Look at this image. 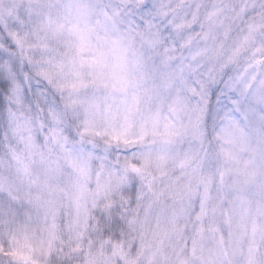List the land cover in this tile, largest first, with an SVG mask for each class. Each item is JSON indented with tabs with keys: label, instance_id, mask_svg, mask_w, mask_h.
<instances>
[{
	"label": "snow or ice",
	"instance_id": "1",
	"mask_svg": "<svg viewBox=\"0 0 264 264\" xmlns=\"http://www.w3.org/2000/svg\"><path fill=\"white\" fill-rule=\"evenodd\" d=\"M130 8L0 0V264H264V3Z\"/></svg>",
	"mask_w": 264,
	"mask_h": 264
},
{
	"label": "clouds",
	"instance_id": "2",
	"mask_svg": "<svg viewBox=\"0 0 264 264\" xmlns=\"http://www.w3.org/2000/svg\"><path fill=\"white\" fill-rule=\"evenodd\" d=\"M145 2H147V3H155V0H145ZM167 2L169 3L170 7L174 8L176 6L177 0H167ZM189 2H190V0H185V3H189ZM261 2L264 3V0H261ZM132 3H133V8H130L129 12H131L132 16L135 17L136 23H140L142 20L148 19V17H146V16H141V10L140 9L135 8V0H132ZM157 22H159V21H157ZM240 26H241V22H238L237 23V27H240ZM161 30L163 31V29H161ZM221 87H222V85H221ZM246 110L247 109L245 108V111ZM262 110H264V105L258 106L256 114L249 113L250 119L253 117V115L260 114V112ZM235 115L237 116L238 119L243 121V116L240 113H235Z\"/></svg>",
	"mask_w": 264,
	"mask_h": 264
}]
</instances>
